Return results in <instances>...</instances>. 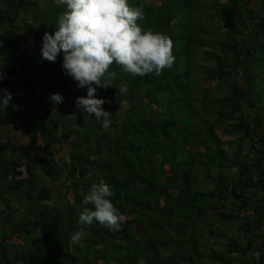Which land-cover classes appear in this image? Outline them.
Returning <instances> with one entry per match:
<instances>
[{"label": "trees", "instance_id": "1", "mask_svg": "<svg viewBox=\"0 0 264 264\" xmlns=\"http://www.w3.org/2000/svg\"><path fill=\"white\" fill-rule=\"evenodd\" d=\"M128 2L173 40L175 61L144 77L113 64L114 87L96 92L105 131L94 114L84 123L87 89L63 52L42 58L66 6L0 0V70L13 74L0 81L13 94L0 107V264H264V0ZM14 126L24 140L4 136ZM101 181L120 231L78 223Z\"/></svg>", "mask_w": 264, "mask_h": 264}, {"label": "clouds", "instance_id": "2", "mask_svg": "<svg viewBox=\"0 0 264 264\" xmlns=\"http://www.w3.org/2000/svg\"><path fill=\"white\" fill-rule=\"evenodd\" d=\"M57 6L66 10L59 14L54 34L45 32L41 48L42 58L55 62L63 52L62 70L77 82L78 88H86L87 95L77 97L76 107L84 113V123L93 118L107 131L111 126V115L102 105L104 99L97 98V88L114 87L109 69L120 66L131 76H160L170 69L175 61L173 40L151 29H145L138 21L144 19L142 10L133 7L128 0H55ZM0 72V81L3 80ZM120 94L128 92L121 84ZM13 94L0 89V107L7 110ZM49 100L55 107L63 103V96L53 93ZM16 109L17 106L13 105ZM76 120L75 112L67 115ZM114 193L103 181L93 182L82 200L85 206L79 213L80 225L97 222L110 231L122 230L125 217L114 206L110 197ZM92 205L93 207H88ZM88 233L83 227L71 234L74 244H79Z\"/></svg>", "mask_w": 264, "mask_h": 264}, {"label": "rangeland", "instance_id": "3", "mask_svg": "<svg viewBox=\"0 0 264 264\" xmlns=\"http://www.w3.org/2000/svg\"><path fill=\"white\" fill-rule=\"evenodd\" d=\"M33 62L34 59H33ZM46 96H47V92H46ZM60 113H63V111H59ZM3 134L4 136L5 135H8L9 137L13 138V139H18V140H24L25 137H23V133L21 132L20 129L16 128L15 126L14 127H11V128H7L6 130H3ZM247 257V255H246Z\"/></svg>", "mask_w": 264, "mask_h": 264}, {"label": "built area", "instance_id": "4", "mask_svg": "<svg viewBox=\"0 0 264 264\" xmlns=\"http://www.w3.org/2000/svg\"><path fill=\"white\" fill-rule=\"evenodd\" d=\"M0 72H2L3 73V77H4V79H7V78H10L11 76H13V74H9V73H7V72H4V71H1L0 70ZM22 174H23V176L25 175V172H24V169H22Z\"/></svg>", "mask_w": 264, "mask_h": 264}]
</instances>
